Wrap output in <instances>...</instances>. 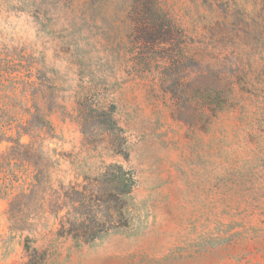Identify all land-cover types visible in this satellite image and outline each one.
I'll return each mask as SVG.
<instances>
[{
    "label": "rangeland",
    "instance_id": "obj_1",
    "mask_svg": "<svg viewBox=\"0 0 264 264\" xmlns=\"http://www.w3.org/2000/svg\"><path fill=\"white\" fill-rule=\"evenodd\" d=\"M158 2L172 46L135 0H0V109L47 114L54 187L111 164L137 181L128 228L83 246L51 194L22 232L0 198V264H264V0Z\"/></svg>",
    "mask_w": 264,
    "mask_h": 264
},
{
    "label": "trees",
    "instance_id": "obj_2",
    "mask_svg": "<svg viewBox=\"0 0 264 264\" xmlns=\"http://www.w3.org/2000/svg\"><path fill=\"white\" fill-rule=\"evenodd\" d=\"M134 13L140 23L137 30L149 35L152 44H174L176 27L158 0H135ZM18 120L17 115L8 116L0 109V136L6 137L15 128V135L7 137L10 147L0 155V198L9 199L11 231L22 232L32 226V220L44 209L48 194L54 197L48 206L59 218L58 235L72 238L78 246L128 228L127 210L137 183L133 171L111 164L98 177H84L68 186L62 183L57 189L51 168L58 163L44 145L53 136L47 114L33 102L26 111V120ZM7 122L10 124L6 127ZM23 137L29 141L24 142Z\"/></svg>",
    "mask_w": 264,
    "mask_h": 264
}]
</instances>
